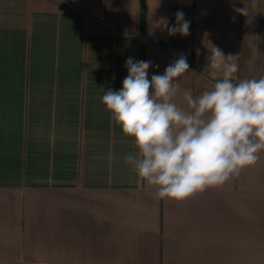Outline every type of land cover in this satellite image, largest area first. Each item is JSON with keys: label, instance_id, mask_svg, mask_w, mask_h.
I'll return each mask as SVG.
<instances>
[{"label": "crops", "instance_id": "0c3cea01", "mask_svg": "<svg viewBox=\"0 0 264 264\" xmlns=\"http://www.w3.org/2000/svg\"><path fill=\"white\" fill-rule=\"evenodd\" d=\"M236 8L245 9L238 14ZM0 0V264H264V150L222 185L176 201L125 162L139 156L102 103L128 57L148 79L183 54L187 109L235 56L264 77V0ZM183 11L190 35L156 28ZM158 65V67H156Z\"/></svg>", "mask_w": 264, "mask_h": 264}, {"label": "clouds", "instance_id": "9594fccd", "mask_svg": "<svg viewBox=\"0 0 264 264\" xmlns=\"http://www.w3.org/2000/svg\"><path fill=\"white\" fill-rule=\"evenodd\" d=\"M245 14V9H234ZM154 22L170 36L190 35V21L183 11ZM206 71L222 73L211 90L193 97L183 92L187 109L174 98L179 77L189 70L180 54L164 74L148 79L151 61L128 57V75L122 89L105 91L102 103L125 136L134 139L139 156L128 155L140 178L156 188L158 199L181 201L211 186L225 183L254 164L264 150V77L234 82L239 65L235 56L215 46L209 50ZM158 67V65L156 66Z\"/></svg>", "mask_w": 264, "mask_h": 264}, {"label": "trees", "instance_id": "16d2710c", "mask_svg": "<svg viewBox=\"0 0 264 264\" xmlns=\"http://www.w3.org/2000/svg\"><path fill=\"white\" fill-rule=\"evenodd\" d=\"M140 26H141L142 30L145 28L144 0H142V11L140 14Z\"/></svg>", "mask_w": 264, "mask_h": 264}]
</instances>
